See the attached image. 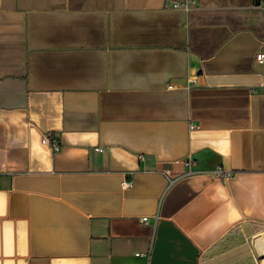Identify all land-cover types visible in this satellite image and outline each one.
I'll use <instances>...</instances> for the list:
<instances>
[{"label": "crops", "instance_id": "obj_1", "mask_svg": "<svg viewBox=\"0 0 264 264\" xmlns=\"http://www.w3.org/2000/svg\"><path fill=\"white\" fill-rule=\"evenodd\" d=\"M173 1L0 0V264H216L235 232L218 264L264 252L260 0Z\"/></svg>", "mask_w": 264, "mask_h": 264}, {"label": "built area", "instance_id": "obj_2", "mask_svg": "<svg viewBox=\"0 0 264 264\" xmlns=\"http://www.w3.org/2000/svg\"><path fill=\"white\" fill-rule=\"evenodd\" d=\"M190 2L191 0H180V1H173L171 4V7L174 8H184L185 10H187L190 6ZM259 6L261 7V9L264 12V0H260L259 2ZM255 61L258 63H264V53L262 52H258L255 55ZM42 143L46 144L48 146L51 147L52 150L57 151L60 149L61 144L59 139L54 135V134H44L42 136ZM141 159H144L143 156H140ZM183 166L186 168L184 171L181 172H174L172 171L170 168H165L161 171V173L163 174V176L166 178L167 180V186L170 187L171 185L175 184L177 181H179L180 179L189 176L191 174L196 173L195 170H193V167L195 166V161L193 159L190 158H184L181 160ZM212 174L220 180H225L228 179L230 176H232L234 174V172L232 170H227V169H223V168H217L215 170L212 171ZM133 184L132 181H123V185L125 187H131ZM143 222H148V218L147 217H143L142 218ZM149 253L150 252H145V253H137L136 255H144L146 258L149 257Z\"/></svg>", "mask_w": 264, "mask_h": 264}, {"label": "rangeland", "instance_id": "obj_3", "mask_svg": "<svg viewBox=\"0 0 264 264\" xmlns=\"http://www.w3.org/2000/svg\"><path fill=\"white\" fill-rule=\"evenodd\" d=\"M262 235L264 236V234H261L257 236V238ZM254 239L249 242V248L252 250L253 253V256H251V260L253 264H260V260L264 256V252L258 253L256 251L253 245ZM242 240L243 239L235 232L226 235L221 241H219L212 250V254L216 256L214 258L216 264L220 263L224 257L230 256L232 253L241 250V248H246L247 245L244 246ZM247 263L249 264V261H247ZM236 264H240V263H236Z\"/></svg>", "mask_w": 264, "mask_h": 264}]
</instances>
